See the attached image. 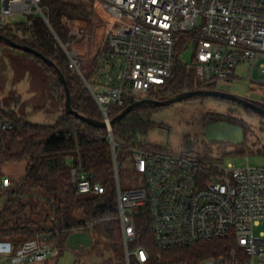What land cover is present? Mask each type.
Listing matches in <instances>:
<instances>
[{"label":"built area","instance_id":"2783aa9c","mask_svg":"<svg viewBox=\"0 0 264 264\" xmlns=\"http://www.w3.org/2000/svg\"><path fill=\"white\" fill-rule=\"evenodd\" d=\"M42 0H0V33L15 14H39L46 21ZM105 22L109 49L106 80L85 87L108 125L110 110L125 99H157L169 88L178 71L201 85L233 81L240 64L250 66V79L264 86V0H96ZM193 46L190 61L184 51ZM66 48V46L64 45ZM70 65L74 52L66 49ZM113 63H110L112 62ZM260 79L255 80L254 70ZM112 69L116 73H112ZM3 130L11 129L8 123ZM135 172L142 185L123 191L119 181L117 202L125 264H264V167L224 165L194 155L130 147ZM72 170L75 189L102 193L85 175ZM3 185L11 184L9 179ZM148 208L155 247L165 252L187 250L201 243L230 240L227 255L199 261L165 262L138 244L134 213ZM262 231L256 235L255 228ZM58 250L49 232L23 243L9 264L42 262Z\"/></svg>","mask_w":264,"mask_h":264},{"label":"trees","instance_id":"16d2710c","mask_svg":"<svg viewBox=\"0 0 264 264\" xmlns=\"http://www.w3.org/2000/svg\"><path fill=\"white\" fill-rule=\"evenodd\" d=\"M40 6L48 22L39 14H31L25 22L15 24L13 28L7 27L1 34L52 60L67 80L73 108L85 116L102 120L98 105L81 77L72 71L70 59L60 44L61 42L66 45L72 41L69 22L88 19L91 5L76 0H42ZM104 54L108 56L109 51ZM26 55L40 63L48 74L51 95L53 100L63 107V115L54 124L47 125L32 122L28 117L19 116L13 110L0 108V168L9 162L24 161L27 164L25 176L11 192L6 191L9 189L3 185L0 177V194L4 191L2 196L5 197L0 210V243L9 244V252L13 256L23 243L35 238L36 234L49 232L52 241L56 243L57 256H60L65 252L70 233L87 229L97 238V243L108 240L107 245L119 254V264H124L114 155L109 133L107 129L90 126L81 119L67 115L64 110V87L54 69L40 58L29 53ZM106 56L100 59L107 62ZM100 61L88 74V82L96 78L103 69ZM107 76L105 72V78ZM100 78H103V75ZM214 85H201L198 89L216 90ZM192 86V77L178 71L169 88L161 92L159 98L175 96ZM133 102V99H125L124 104L112 108L109 115L114 118ZM164 108L166 107L142 106L112 126L119 174L124 164L131 159L130 147L165 151L146 147L141 142L157 127L152 113ZM243 109L248 113L257 114L250 109ZM222 117L220 114H210L204 116V120H218ZM3 123H8L12 128L3 130ZM184 144L188 147L180 153L211 160L207 155L203 157L190 151L191 144ZM74 168L78 169L79 176L85 175L92 184L103 186V192L96 193L92 190L79 193L74 186ZM40 209L44 210L43 214ZM26 211L30 212V216ZM34 214H41L40 219H34ZM133 216L138 244L159 255L165 262H192L227 255L234 246L230 240H215L201 243L193 249L165 252L155 247L149 209H139ZM112 241L116 243L112 245Z\"/></svg>","mask_w":264,"mask_h":264},{"label":"rangeland","instance_id":"374dc122","mask_svg":"<svg viewBox=\"0 0 264 264\" xmlns=\"http://www.w3.org/2000/svg\"><path fill=\"white\" fill-rule=\"evenodd\" d=\"M91 5L90 17L86 20L69 22L72 41L66 44L70 52H74L78 64L70 65L84 84L88 74L102 58L108 53L105 42V22L97 13L96 0H76ZM27 15L15 14L8 17V27L25 22ZM14 33L15 30L13 31ZM66 52V51H65ZM193 46L184 51L183 59L190 61ZM107 57V56H106ZM103 69L98 76L90 80V84H102L105 78V69L108 65L101 60ZM110 63H113L110 62ZM112 73H116L112 69ZM103 75V78L100 76ZM255 80L260 79L258 68L254 70ZM88 81V80H87ZM215 89L247 99L264 108V86L255 84L250 79V66L240 64L235 70L233 81L216 83ZM0 108L13 110L19 116L28 117L35 123L52 125L63 115V107L53 100L48 74L32 57L25 52L12 48L0 42ZM220 114L218 120H204V116ZM156 128L150 131L147 137L141 140L146 147L170 152H181L187 142L190 151L219 160L224 165L235 163L238 167H264V118L258 114L248 113L239 105L212 98L191 99L176 103L162 110L152 113ZM26 162H9L0 168L2 181L9 179L11 184L7 187L16 189L18 183L26 174ZM118 181L123 191L137 188L142 185V177L135 172L132 159L128 160L118 170ZM4 184V183H3ZM13 184V185H12ZM117 184V179H116ZM117 189V187H116ZM5 191V193H6ZM4 195V191H2ZM0 194V210L5 197ZM44 213L43 209L39 210ZM30 216V212L26 211ZM27 215V216H28ZM32 217L39 220L40 215ZM262 231L255 228L256 235ZM97 238L90 230L79 229L72 231L67 240L65 252L60 256L49 257L42 262L29 264H119V254L107 245L108 240L97 243ZM116 243L112 241L111 244ZM10 245L0 243V264H9L6 260ZM124 257V245L122 251ZM125 264V261H124Z\"/></svg>","mask_w":264,"mask_h":264},{"label":"water","instance_id":"95a60500","mask_svg":"<svg viewBox=\"0 0 264 264\" xmlns=\"http://www.w3.org/2000/svg\"><path fill=\"white\" fill-rule=\"evenodd\" d=\"M48 22V21H47ZM0 41L4 42L6 45L21 50L25 53H29L34 55L35 57L40 58L44 63H46L49 67L53 68L56 72L58 79L61 81L64 87L65 91V102H64V110L67 115L74 116L78 119H81L82 121L86 122L88 125L96 127V128H103L107 129L108 125L105 121L93 119L91 117L85 116L81 114L80 112L76 111L72 106V98H71V91L69 89L67 80L64 76V74L61 72V70L57 67V65L38 51L32 49L31 47L23 44H19L10 38H7L5 35L0 33ZM60 42V41H59ZM63 49L66 51L64 45L60 42ZM196 97H204V98H218L221 100H226L231 103L237 104L245 109H250L257 113L258 115L262 116L264 118V108L259 106L256 103H253L247 99L241 98L239 96H236L231 93L222 92L218 90H212V89H197V90H191V91H184L180 94H177L175 96H170L166 98H157V99H145V100H139L136 102H133L129 106H127L125 109H123L117 116L112 118L110 121L109 126L112 127L114 124H117L121 122L127 115L130 113L136 111L142 106H154V107H169L171 105H174L179 102H183L192 98ZM113 139V136H112ZM116 144L113 139L112 141V150L114 155V165H115V174L116 179L118 182V164H117V155H116Z\"/></svg>","mask_w":264,"mask_h":264}]
</instances>
